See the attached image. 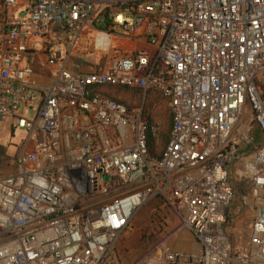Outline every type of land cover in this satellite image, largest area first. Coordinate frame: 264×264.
<instances>
[{"label": "built area", "instance_id": "obj_1", "mask_svg": "<svg viewBox=\"0 0 264 264\" xmlns=\"http://www.w3.org/2000/svg\"><path fill=\"white\" fill-rule=\"evenodd\" d=\"M93 48L112 49L108 65L78 57ZM151 93L172 115L165 145ZM8 118L27 136L0 175V264H123L147 204L160 240L132 264H264V0H0Z\"/></svg>", "mask_w": 264, "mask_h": 264}, {"label": "rangeland", "instance_id": "obj_2", "mask_svg": "<svg viewBox=\"0 0 264 264\" xmlns=\"http://www.w3.org/2000/svg\"><path fill=\"white\" fill-rule=\"evenodd\" d=\"M53 36L55 39H60L63 36L61 26L55 24L53 26ZM111 50H102L100 48H93L89 54H83V52L78 51V57H84L86 60L85 65L95 66V65H108L110 62ZM83 62V60L81 59ZM37 74L34 75L40 83L48 82V79H41ZM110 92L117 96L119 99L123 100L128 104H136L138 95L135 93H128L120 91L118 89H110ZM150 108L154 114V119L158 121L162 130L166 127L167 118L169 116V107L167 101L163 100L161 97H156L155 100L150 104ZM17 115H22L29 117L32 115L31 111L24 108H20L17 111ZM27 133L24 129L13 128L12 119L8 118L5 122L0 123V175L8 174L15 169L14 158L21 146V143L26 139ZM161 142V140H160ZM244 170V167L238 162H235L229 167L230 181L234 190V195L231 198L230 205V215L231 218L225 223L227 229L231 232L234 239L239 237L245 239L248 234L247 225L249 222V214L243 213L240 218V211H244L241 203L239 201V184L240 176ZM153 204H147L143 206L137 216L133 220L134 232L127 234L123 241L119 245V252L122 258L123 264H132L136 261L143 253H145L152 245L157 243L160 239L158 232L152 230L150 213ZM168 225L166 226L165 232H172L175 229V220L170 216L168 220ZM185 249L191 248L190 243L184 246Z\"/></svg>", "mask_w": 264, "mask_h": 264}, {"label": "trees", "instance_id": "obj_3", "mask_svg": "<svg viewBox=\"0 0 264 264\" xmlns=\"http://www.w3.org/2000/svg\"><path fill=\"white\" fill-rule=\"evenodd\" d=\"M110 89H118L120 91H124V92H128V93H135L136 95H138V99L140 97V91L137 89H132V88H128V87H104V91H106L108 94H110L112 97H114L115 99L127 104V105H132V104H128L126 102H124L123 100L119 99L117 96H115L114 94H112L110 92ZM150 96H152V98L155 100L156 97H160L159 94L156 93H151ZM137 99V100H138ZM154 116V114H153ZM171 128H172V115L169 109V116L167 118V122H166V127L164 130L161 129V133H160V140L162 145H165V143L167 142V140L169 139L170 133H171Z\"/></svg>", "mask_w": 264, "mask_h": 264}, {"label": "crops", "instance_id": "obj_4", "mask_svg": "<svg viewBox=\"0 0 264 264\" xmlns=\"http://www.w3.org/2000/svg\"><path fill=\"white\" fill-rule=\"evenodd\" d=\"M138 45H139V46H142L143 44H142L141 42H138Z\"/></svg>", "mask_w": 264, "mask_h": 264}, {"label": "bare ground", "instance_id": "obj_5", "mask_svg": "<svg viewBox=\"0 0 264 264\" xmlns=\"http://www.w3.org/2000/svg\"><path fill=\"white\" fill-rule=\"evenodd\" d=\"M107 43V42H106ZM108 46V45H107Z\"/></svg>", "mask_w": 264, "mask_h": 264}]
</instances>
